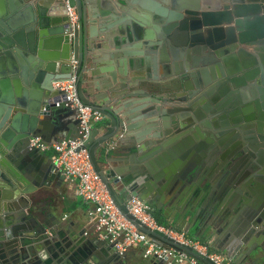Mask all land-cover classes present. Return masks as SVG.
Here are the masks:
<instances>
[{
	"label": "water",
	"instance_id": "95a60500",
	"mask_svg": "<svg viewBox=\"0 0 264 264\" xmlns=\"http://www.w3.org/2000/svg\"><path fill=\"white\" fill-rule=\"evenodd\" d=\"M67 1L76 8L77 25L70 22ZM114 1L154 8L166 18L173 62L162 60V69L173 78L169 83L159 81L156 69L151 75L146 59L134 60L130 73L126 60L116 54L109 70L112 81L101 84L96 79L94 65L101 60L89 53L103 47L97 44V24L106 36L113 28L108 8L113 9ZM159 1L169 9L150 0H0V264H77L73 258L77 250L82 253L85 232L78 237L61 230L58 223L51 224L54 217L38 207L43 190L62 175L53 160L30 147L35 137L51 143L81 136L74 110L56 105L59 93L54 84L69 80L73 73L80 101L103 114L109 124L103 134L99 125L91 127L82 149L88 151L93 169L123 217L157 245L185 253L198 264H216L193 247L142 224L128 208L131 199L138 198L165 216L171 210L173 227L190 233L212 199L215 206L209 209L207 224L218 237L223 235L220 253L235 264H264V0ZM101 2L106 11L96 7ZM136 39L155 45L141 31ZM180 55L187 58L184 65L177 63ZM20 57L24 65L28 62L23 80L17 75ZM12 80L16 88L24 82L29 91H12ZM219 81L249 90L252 96L245 99L243 118L242 110L233 113L239 121L235 127L228 133L216 127L196 145L187 134L196 119L212 127L200 109H193ZM205 87L209 91L200 94ZM219 98L215 96L213 103L225 110ZM189 110L195 116L185 113ZM132 136L134 140L129 139ZM124 137L127 156L118 160L128 168L113 167L107 154L98 157L110 141ZM186 140L192 145L191 156L181 162L177 155ZM162 155H171L176 162L157 172ZM104 245L111 258H123L114 244L95 240V246ZM144 264L167 263L151 258Z\"/></svg>",
	"mask_w": 264,
	"mask_h": 264
},
{
	"label": "crops",
	"instance_id": "0c3cea01",
	"mask_svg": "<svg viewBox=\"0 0 264 264\" xmlns=\"http://www.w3.org/2000/svg\"><path fill=\"white\" fill-rule=\"evenodd\" d=\"M153 4L158 3L162 8H168L169 6L159 0H150ZM113 9H109V23L113 25V28L106 36L105 32H101L100 23L97 24V30L99 33V38L97 44L102 45V48L94 49L93 52L89 53L92 56L95 54L100 57V62L94 65V70L97 72L96 79L102 84L107 83L108 81H112L109 70L114 65L112 62L114 61L112 56L118 55L123 60H126V65L130 73H132L131 64L135 61H144V59L149 62L150 68L152 70L151 75H156L159 78V81L162 84H165L169 81L164 75L163 71V63L162 60L169 58L172 61V53L169 31L165 27L168 23L162 19L157 14V11L153 9L144 10L140 7L133 5H126L124 2L119 5L116 1L112 2ZM8 5V3H6ZM99 11H106L103 3H99L96 5ZM144 32L145 34L154 41L155 45H147L144 41H137L136 33ZM173 32V31H172ZM109 38L108 41L106 39ZM106 46V47H105ZM15 52H17L15 50ZM22 57L19 58V70L17 75H19L20 79L23 80L21 73L24 67H28V62L24 65L22 63ZM177 63L180 65L187 62V58L183 56L178 57ZM173 62V61H172ZM144 77L147 76V73L141 74ZM166 77V78H165ZM172 80V79H171ZM222 82V81H219ZM217 84V83H216ZM215 84V85H216ZM222 85L217 89L205 87L200 90V94H204L208 92L210 89L209 96H204V101L201 104L197 105V108L193 110L196 111L200 109V111L204 114L205 118L211 122V127H208L204 123L205 120L201 119L200 124L198 119L194 126L191 127L190 133L187 132L191 141L199 145L200 142L205 141L207 138V133L212 129L215 130L216 127H219L220 130H223L225 133H228L230 128L235 127L239 121H236V114L234 112H238V109L242 110L240 119L244 117V107L246 104L245 99H250L252 96V92L245 89L237 88L231 82H222ZM12 91H20L21 94L29 91V87L21 82L20 87L16 88L13 80L11 81ZM244 88V87H242ZM240 92V93H236ZM215 96H220L219 103L225 104V110H220L213 103V98ZM226 102V103H224ZM244 105L243 107L240 105ZM239 105V106H238ZM182 106V105H181ZM180 106V107H181ZM188 105H184L187 107ZM209 106V111L207 112ZM183 108V106L181 107ZM207 109V110H206ZM186 114H190L191 116H195L192 110L185 112ZM225 116V119L221 117ZM245 119V118H244ZM206 122V121H205ZM97 126V125H96ZM107 120L104 124H99L100 134H103L108 129ZM130 140H134L135 137L132 136L129 138ZM60 141L58 139H54L52 142ZM190 142L186 140L185 146L180 151V154L177 155L179 161L183 162L188 159L191 155L189 154V149L192 147ZM128 142H126V138L124 139H114L110 141L108 145H105L102 150H100L98 157L101 158L103 154H107L108 158L112 161V166L115 168H128L130 165L125 163V161H119L118 159L124 158L127 155L123 153V150L126 148ZM184 145V144H183ZM189 145V146H188ZM109 147H112L109 148ZM47 159H53L54 154L49 152L45 153ZM163 161L160 160L161 164L157 165L156 171L162 172L163 170L169 169L170 166L175 165L176 159L173 156L165 155L161 156ZM163 162V163H162ZM165 162V163H164ZM135 166H139L138 164ZM42 200L39 202L38 207L45 211L46 216H49L53 220H51V224L58 223V228L61 230L69 229L71 232H75L78 237L81 233L91 231L92 223L90 218V213L93 210V206L89 203L84 202L76 193V184L67 182L63 180V178H57L53 180L49 187L43 190ZM212 199L207 200V204L203 207V211L200 213L199 217L196 219L193 229L190 234H197L196 237L205 238L210 241L215 242L214 249L218 250V246L222 243L223 235L217 236L210 226L207 224V219L211 215V210L214 209L215 205H212ZM209 210V211H208ZM161 219L168 225L174 226V220H171V216L173 215L172 211H167V216L164 215L163 210H159ZM55 226V224H53ZM81 237V236H80ZM83 239L79 248H82V253H79L77 250V256L74 259V262L77 264H144L147 262L146 259L143 258V247L135 246L129 250V252L123 255V258H111V253L108 249L107 245H104L102 248L95 246L96 237L93 236H85L82 235ZM220 252V251H219ZM121 256V255H120ZM127 262V263H125ZM181 264H189L188 262H183ZM249 264V263H246Z\"/></svg>",
	"mask_w": 264,
	"mask_h": 264
},
{
	"label": "built area",
	"instance_id": "2783aa9c",
	"mask_svg": "<svg viewBox=\"0 0 264 264\" xmlns=\"http://www.w3.org/2000/svg\"><path fill=\"white\" fill-rule=\"evenodd\" d=\"M67 10L72 26L78 24V15L75 7H71L67 1ZM75 70L77 62L73 60ZM58 90L57 106H64L74 110L81 123V136L75 140H61L47 143L39 137L31 138L30 147L42 154L53 153V163L61 170L63 180L76 184L77 195L86 203L93 206L90 213L92 230L84 233L85 236H93L114 244L116 251L121 256L127 254L135 246L143 247V258L165 259L167 264H198V261L185 253L174 249L164 248L152 241L146 234L140 232L135 225L126 220L111 195L107 191L100 176L93 169L88 151L82 149L87 140L91 127L102 124L105 117L98 111L85 106L77 93V77L73 73L69 80L54 84ZM112 149V147H109ZM130 213L142 224L156 229L170 238L193 247L201 255L210 258L216 264H235L222 253L210 252L209 248L200 241L190 237L187 232L169 229L159 225L146 207L138 198H132L128 204Z\"/></svg>",
	"mask_w": 264,
	"mask_h": 264
},
{
	"label": "trees",
	"instance_id": "16d2710c",
	"mask_svg": "<svg viewBox=\"0 0 264 264\" xmlns=\"http://www.w3.org/2000/svg\"><path fill=\"white\" fill-rule=\"evenodd\" d=\"M151 214L153 215V217L156 219L157 223L159 225H162L164 227H167L169 229H176L174 228L172 225H168L166 224L160 217V214L158 213V211H153L151 210ZM178 230V229H176ZM180 231V230H179ZM188 235L192 238H194L195 240L200 241L203 245L207 246L210 250V252H214V253H220L219 251H217L216 249L213 248V246L210 245V240H207L205 238H199V237H194L192 234L188 233Z\"/></svg>",
	"mask_w": 264,
	"mask_h": 264
},
{
	"label": "flooded vegetation",
	"instance_id": "af4514ba",
	"mask_svg": "<svg viewBox=\"0 0 264 264\" xmlns=\"http://www.w3.org/2000/svg\"><path fill=\"white\" fill-rule=\"evenodd\" d=\"M171 79H173L172 77H171ZM171 79L169 78V81L167 82V83H169L170 81H171ZM222 82H218L216 85H215V88L217 89L218 87H220L222 84H221ZM170 104H172V105H175V103H170ZM180 105V104H179ZM17 260H21L20 259V257H17L16 258Z\"/></svg>",
	"mask_w": 264,
	"mask_h": 264
}]
</instances>
